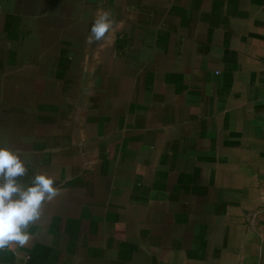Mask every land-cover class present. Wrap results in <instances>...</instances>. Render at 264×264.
<instances>
[{
  "label": "crops",
  "instance_id": "obj_1",
  "mask_svg": "<svg viewBox=\"0 0 264 264\" xmlns=\"http://www.w3.org/2000/svg\"><path fill=\"white\" fill-rule=\"evenodd\" d=\"M0 144L61 192L0 264H264V0H0Z\"/></svg>",
  "mask_w": 264,
  "mask_h": 264
},
{
  "label": "clouds",
  "instance_id": "obj_2",
  "mask_svg": "<svg viewBox=\"0 0 264 264\" xmlns=\"http://www.w3.org/2000/svg\"><path fill=\"white\" fill-rule=\"evenodd\" d=\"M116 23L110 10H98L86 43L105 41ZM28 171L20 149L0 144V250L29 244V227L41 219L45 205L61 194L55 176L47 171L34 174L30 184H22L20 178Z\"/></svg>",
  "mask_w": 264,
  "mask_h": 264
}]
</instances>
